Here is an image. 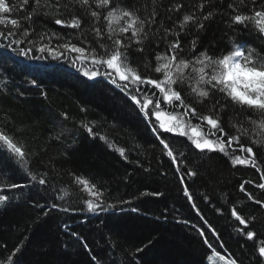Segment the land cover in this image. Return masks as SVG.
Segmentation results:
<instances>
[{
  "label": "trees",
  "instance_id": "1",
  "mask_svg": "<svg viewBox=\"0 0 264 264\" xmlns=\"http://www.w3.org/2000/svg\"><path fill=\"white\" fill-rule=\"evenodd\" d=\"M197 2L159 0L155 6L158 23L152 31L161 23L172 27L185 13L194 11L192 6ZM233 2L238 4L239 0H211L205 6L204 13L213 10L215 15L199 33L189 25L188 32L181 34V56L195 54L189 53V41L197 35V53L204 49L214 56L226 52L234 38L236 43H247L264 54V41L253 31L242 25L229 27L232 9L228 5ZM127 3L131 5L133 0ZM176 4L183 7L169 12ZM246 4L250 7L251 0H246ZM135 6L145 7V14L154 7L151 0H135ZM249 7L241 6L239 11L247 13ZM76 14L82 16L79 9ZM11 18H17V14L14 12ZM82 19L87 25V19ZM33 26L37 32H58L63 39L78 42L77 30L55 25L49 18H36ZM163 36L161 29L158 37ZM172 39L167 37L168 41ZM11 40L0 38V44ZM57 42L53 40L52 45ZM90 42L95 47V42ZM29 47L32 45L26 40L0 48V127L26 146L29 170L37 174V179L43 176L47 184L31 181L24 168L17 171L19 163L15 158L0 155V194L9 197L0 206V260L19 247L20 251L12 256L13 264H213L210 255L214 249L221 255L230 253L237 264H262L264 260L257 249L264 241V189L257 185L264 184V148L241 137V143L251 146L255 153L257 167L253 168L233 165L230 155L219 151H201L188 137L163 133L158 138L147 128V119L130 98L133 94L139 98L135 85L129 83L121 91L104 77L90 79L83 74L79 62H71L75 54L59 60L40 59L45 68L36 71L17 55L19 49ZM136 47L134 44L128 50L132 64L141 66V75L155 78L156 74L146 72L143 65L150 62L154 66L155 54L165 50L166 43L157 42L150 34L143 52L135 51ZM29 55L39 57L41 53L33 49ZM85 67L90 69L92 65L89 62ZM178 90L191 102L184 90ZM215 99L213 95L212 102ZM193 106L198 112L207 113L209 101ZM221 115L222 126L229 134L224 137L227 140L234 134L228 123L231 108ZM153 117L150 112L149 119ZM244 117L241 112L238 119L243 121ZM83 124H89L99 135L89 134ZM191 124L207 127L196 119ZM101 135L114 146L110 147ZM159 139L169 143L176 162L166 155ZM116 147L126 149L127 159ZM227 148L231 154L237 145ZM235 154L240 155L238 151ZM245 155L251 158V154ZM186 170L196 175H187ZM74 176L89 179L105 192V210H87L86 194L73 183ZM244 181L250 183L244 184L245 190L241 191ZM12 183L25 187L4 188ZM185 185L192 199L184 194ZM256 200L262 203L257 204ZM37 204L43 207H36ZM52 204L58 207L52 208ZM109 204L115 207L108 208ZM64 208L68 211L61 210ZM233 208L246 225L231 214ZM247 230L256 233L252 240L245 235Z\"/></svg>",
  "mask_w": 264,
  "mask_h": 264
},
{
  "label": "snow or ice",
  "instance_id": "2",
  "mask_svg": "<svg viewBox=\"0 0 264 264\" xmlns=\"http://www.w3.org/2000/svg\"><path fill=\"white\" fill-rule=\"evenodd\" d=\"M151 4L154 7L145 14L146 8L143 6L137 8L135 0L131 5L127 3V0L123 2L122 0H19V2L0 0V14H2L0 15V38H12L9 44H0V48L7 49L12 42L22 44L27 40L32 47L19 49L17 55L28 57L33 49L41 53L39 57H32L34 59L51 57L59 60L66 55L75 54L71 62L73 64L79 62L83 74L90 79L104 77L121 90L126 89L129 83L135 85L139 98L135 94L130 98L139 107L145 119H149L151 111L154 120L149 119V123L154 125L151 130L158 138L163 133L188 137L195 148L201 151H219L230 155L233 165L256 168L257 161L253 148L242 144L241 137L251 141L257 147L264 148V54L247 43H236L234 38L226 52L214 56L204 49L197 53L199 39L197 35L189 41V53L195 54L181 56L180 53L184 51L180 41L181 34L188 32L189 25L199 33L205 28V22L213 19L215 15L213 10L204 13L205 6L211 4V0H198L192 6L194 11L185 13L182 19L175 22L172 27H165L161 23L155 32L152 31V26L158 23L156 19L158 12L155 6L159 5V0H151ZM241 6L249 7L246 0H239L238 4L233 2L228 5L232 9L229 27L242 25L244 29H250L258 39L264 41V0H260L259 4L257 0H251L247 13L239 11ZM182 7V4H176L168 11L178 12ZM77 9L87 19V25L82 16L76 14ZM14 12L17 18H11ZM21 12L24 13L22 16L19 15ZM39 17L49 18L55 25L77 30L78 42L63 39L58 32H37L33 25L35 19ZM161 29L164 36L158 37ZM150 34L157 42L163 40L166 43L165 50L155 54L154 66L150 62L143 65L146 72L150 70L156 74L155 78L152 75H141V66L133 65L128 54V50L134 44L137 45L135 51L143 52L144 44L149 40ZM17 36L20 39H16ZM33 36L35 39H31ZM168 36H172L173 39L168 41ZM90 39L95 42V47ZM53 40L58 41L55 46L52 45ZM13 51L16 50L13 49ZM89 62L92 65L90 69L85 67ZM102 67L106 70H101ZM118 80L124 83L120 84ZM178 88L185 91V95L191 102L181 95V90ZM213 95L216 96L214 102H212ZM206 100L209 101L207 113L198 112L193 105L204 104ZM229 108L232 110V115L228 117V123L234 130V134L225 140L224 137L229 134L222 126L224 117L221 114ZM241 112L245 113L243 121L238 119ZM64 118L67 119L66 114ZM233 118H236V122H232ZM192 119L205 122L207 127L192 125ZM82 126L89 134L99 135L98 132H93L89 124ZM100 138L110 147L114 146V142L109 141L106 136L101 135ZM159 143L172 162H176L177 156L169 143L165 139H159ZM233 143L237 145V148L232 149L230 154L227 145ZM0 148H2L0 155L6 159L15 158L31 181H36L39 185L47 184L43 176L37 179V174L29 170L30 161L26 146L14 134L7 133L3 127H0ZM115 150L127 159L125 148L116 147ZM237 151L240 155L235 154ZM245 154H251V158ZM179 155L183 156V153ZM176 170L180 171L178 167ZM186 174L196 175L191 170H186ZM181 181L183 182V177ZM73 183L86 194L84 203L89 212L105 210V192L95 183L81 176H74ZM248 183L250 181H244L240 190L244 191V184ZM5 186L25 187L15 183ZM257 186L264 189V184ZM2 191L3 189L0 188V192ZM184 194L192 199L187 185L184 186ZM64 195L68 196L69 192L65 191ZM151 195H161V193ZM248 198L253 199L251 195ZM8 199L7 195L0 194V206L4 205ZM255 202L262 203L260 200ZM35 206L43 207L39 204ZM51 207L56 208L58 205L52 204ZM107 207L112 208L115 205L109 204ZM61 210L68 211L67 208ZM136 210L133 209V211ZM231 214L240 224L246 225L245 219L237 213L235 208L232 209ZM44 215H47V212ZM73 235L78 234L73 233ZM200 235L203 236L204 232L201 231ZM245 235L252 240L256 233L247 230ZM260 244L261 246L257 249L259 257H264V241ZM84 246L87 248L86 244ZM208 247L211 249L212 245L209 244ZM19 251L20 248L17 247L0 264H13L12 256ZM213 252L223 264H237V259L230 253L225 256L215 252L214 249Z\"/></svg>",
  "mask_w": 264,
  "mask_h": 264
},
{
  "label": "bare ground",
  "instance_id": "3",
  "mask_svg": "<svg viewBox=\"0 0 264 264\" xmlns=\"http://www.w3.org/2000/svg\"><path fill=\"white\" fill-rule=\"evenodd\" d=\"M18 57H19V60H20L22 63H26L27 65H30V66H32V67H36V68H34V70H36V71H42V70L45 68V67H41V66H44V65H45V62L42 61V60H40V59H34V58H32V57H34V56L29 55L28 57H25V56L19 55ZM86 66H87V65H86ZM74 73L76 74L77 72H74ZM106 81L109 82V83H111V81L108 80V79H106ZM121 91H122V90H121ZM162 107H163V104H162ZM150 112H151V111H150ZM151 120H154V117L151 118ZM144 122H145L147 128H149V130L152 131L151 129H152V127H153L154 125L149 123V119L145 120ZM157 127H158V126H157ZM161 131H162V130H161ZM4 188H6V186H5ZM52 203H53V202H52ZM2 206H4V205H2ZM103 214H106V213H103ZM214 237L217 239V238H218V235L214 234ZM211 257H214V252H213V251H212V253H211V255H210V258H211ZM263 260H264V259H263ZM3 261H4V260H0V262H3ZM210 262L214 264V262H212V259L210 260Z\"/></svg>",
  "mask_w": 264,
  "mask_h": 264
},
{
  "label": "rangeland",
  "instance_id": "4",
  "mask_svg": "<svg viewBox=\"0 0 264 264\" xmlns=\"http://www.w3.org/2000/svg\"><path fill=\"white\" fill-rule=\"evenodd\" d=\"M1 15V14H0ZM14 165V164H13ZM17 166V165H16ZM15 167V166H14ZM18 171V169L21 170V166L18 165V167H15ZM19 172V171H18ZM212 261L216 264H223L222 261L219 260V258L214 254V257H211Z\"/></svg>",
  "mask_w": 264,
  "mask_h": 264
},
{
  "label": "water",
  "instance_id": "5",
  "mask_svg": "<svg viewBox=\"0 0 264 264\" xmlns=\"http://www.w3.org/2000/svg\"><path fill=\"white\" fill-rule=\"evenodd\" d=\"M264 259V257H262Z\"/></svg>",
  "mask_w": 264,
  "mask_h": 264
}]
</instances>
